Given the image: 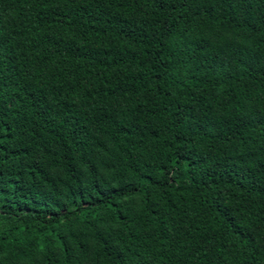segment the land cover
I'll return each mask as SVG.
<instances>
[{
  "label": "trees",
  "instance_id": "16d2710c",
  "mask_svg": "<svg viewBox=\"0 0 264 264\" xmlns=\"http://www.w3.org/2000/svg\"><path fill=\"white\" fill-rule=\"evenodd\" d=\"M0 264H264V0H0Z\"/></svg>",
  "mask_w": 264,
  "mask_h": 264
}]
</instances>
